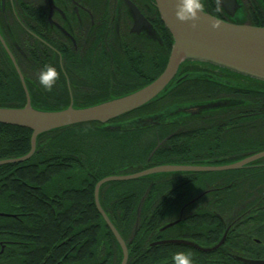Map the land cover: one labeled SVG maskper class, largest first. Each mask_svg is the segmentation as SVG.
<instances>
[{
    "label": "trees",
    "instance_id": "trees-1",
    "mask_svg": "<svg viewBox=\"0 0 264 264\" xmlns=\"http://www.w3.org/2000/svg\"><path fill=\"white\" fill-rule=\"evenodd\" d=\"M159 21L168 36L169 53L158 72L128 94L150 84L167 66L174 40L162 19ZM198 66L211 67L184 63L177 78L151 103L107 124L85 123L42 134L37 138L36 152L31 159L0 166V213L15 216L0 217V248L5 246L0 264H71L74 254L82 258L85 248L86 264H112L110 258L114 254L119 256L116 264H121L122 250L96 209V184L112 175L133 174L161 165H187L193 161V152L200 149L205 153L214 149L210 148L212 142L206 137L213 126L183 125L181 117L170 118L171 123L165 117L191 107L211 111L208 96L215 97L220 88L231 93L233 101L248 99L245 106L233 103V106L221 110L247 113L254 122L249 129L248 142H235L234 153L263 152L264 82L223 69L234 78V84L232 87L221 86L217 78L204 74ZM23 73L33 108L60 111L71 105L61 72V86L50 91L35 84L24 70ZM52 97L57 99L47 100ZM112 99L115 98L103 96L74 102V107H90ZM25 105L26 95L17 72L6 54L0 56V107L23 108ZM147 116L151 121L146 120ZM122 122L126 123L120 125ZM171 134L174 136L168 138ZM31 137L29 129L0 124V161L27 155L31 150ZM159 142L163 144L155 151ZM204 158L196 159L197 164H208ZM174 175L179 178L165 180ZM219 180L222 183L216 186ZM206 183L211 191L206 196L210 201L208 208L216 209L223 217H230L224 209L236 215L241 208H255L250 219L239 215L241 220L235 222L227 240L235 243H225L212 254H202L182 245L151 247L152 243H143L149 238L154 241L172 234L189 237L204 246L215 244L203 242L218 241L223 234L222 224L205 211L197 212L166 232H159L167 214L177 215L188 200L172 198L173 194L187 197L190 193L203 191ZM198 184L203 188H195ZM167 192L170 194L166 195ZM145 195L144 215L135 237V242L142 243L127 244L128 264H172L171 257L177 251L191 253L194 264H244L234 259V255L264 260V243H242L246 239L235 238L239 233H247L264 239V167L244 171L159 174L103 185L100 203L104 209H122L125 219L121 223L114 219L119 217L116 214L110 217L124 239L133 235L131 228L136 223L135 213ZM245 224L255 227L250 231L242 230L241 225ZM21 240L27 243L21 246ZM78 240L81 241L77 243ZM73 245L75 248L70 252ZM24 251L26 255L21 259ZM79 263L83 264L80 260Z\"/></svg>",
    "mask_w": 264,
    "mask_h": 264
},
{
    "label": "flooded vegetation",
    "instance_id": "flooded-vegetation-1",
    "mask_svg": "<svg viewBox=\"0 0 264 264\" xmlns=\"http://www.w3.org/2000/svg\"><path fill=\"white\" fill-rule=\"evenodd\" d=\"M130 1L139 9L150 27L135 28L134 16L125 0H51V2L50 0H0V33L15 58L23 77L24 70L29 78L35 81V84L38 83L39 71L45 65L51 64L56 66L58 71L62 73L71 103L95 100L103 96L118 98L127 95L132 88L150 80L158 72L169 53L168 36L162 30L159 21L161 17L155 0ZM235 1L238 7L233 15L225 11L219 5L218 0H202V4L204 5V12L223 21L264 28V0ZM5 54L10 59L0 42V56L4 57ZM198 67L203 70L204 74L217 78L221 86H233L234 78L225 73L223 69L213 66ZM24 80L26 83L25 77ZM59 80H61L60 77L52 90H57L61 86ZM208 97L211 111L174 112L167 115L169 119L165 117L166 120L181 117L183 118L180 119L183 125L213 126L206 137L212 142L210 148L214 149H209L205 153H201L200 149L193 152V161L186 166H226L258 154L234 153L233 145L235 142L236 144H244L249 140V129L254 124V122H251L249 114L221 110L233 106V103L237 106H245L248 104V99L236 98L233 101V95L225 91L224 88L216 91L215 97ZM55 99L57 98H47L48 101ZM148 118L150 116H147L146 120L151 121ZM169 122L173 123L172 120ZM125 123L122 122L120 125ZM171 136H174V134H171L168 138ZM163 142L158 144L162 145ZM152 154L154 155V153ZM151 155L149 161L153 157ZM203 156L205 157L204 161L208 164H197L196 159ZM261 167H264V158L254 161L242 169L230 171L252 170ZM177 178L179 176L174 175L168 176L165 180L169 181ZM221 183L222 181L219 180L215 184L218 186ZM205 185L203 191L190 193L187 197H179L178 194H173L174 197L172 198L188 200L182 204L177 215L167 214L165 224L159 228V232H166L197 212L205 211L216 217L222 224L223 234L218 241L203 242L215 244L204 246L200 244L201 242L189 237H175L172 234L154 241L149 238L143 243L153 244L169 240H184L196 243L203 248H210L219 243L225 234H227V238L224 244L235 243L233 240L227 242L235 222L241 220L240 216H249L247 219H250V213L254 212L255 208H241L237 212L235 211L236 215L231 210L224 209V213L229 212L230 214V217L225 218L222 214L217 213L216 209L208 208L210 201L206 196L211 194V191L209 184L206 183ZM165 194L168 195L170 192ZM145 199L146 195L135 213L136 223L131 228L133 231L132 237L127 239L122 237L126 244L142 243L141 241L135 242V237L140 229L141 217L144 215L143 204ZM103 210L111 222L110 216L114 214L119 216L118 219L114 217L117 222L121 223L125 219L122 209L103 208ZM175 222L177 223L173 224ZM170 224L173 225L169 226ZM185 227L191 228L189 225H185ZM241 227L242 230L250 231L255 226L245 224ZM115 228L117 229L116 226ZM235 238L237 240L246 239L242 243H256L258 245L264 243V239L247 233H239L235 235ZM80 241L78 240L77 243ZM26 243L25 240H21V246ZM116 243H118L117 240ZM152 244L151 247H153ZM74 248V245L71 246L70 252ZM4 250L5 246L1 245L0 255L3 254ZM195 250L202 254H212L218 249L213 252ZM24 253L25 251L21 252V259L25 257L26 254ZM85 253L86 248L83 249L82 258L74 254L71 264H80L79 260L86 264L84 263L87 258ZM233 257L238 260L237 258L240 256L234 255ZM118 258L119 256L114 254L110 258L113 259L112 264H116Z\"/></svg>",
    "mask_w": 264,
    "mask_h": 264
},
{
    "label": "water",
    "instance_id": "water-1",
    "mask_svg": "<svg viewBox=\"0 0 264 264\" xmlns=\"http://www.w3.org/2000/svg\"><path fill=\"white\" fill-rule=\"evenodd\" d=\"M125 1L134 16L135 28L150 27V24L139 9L130 0ZM155 2L160 17L174 40L165 70L150 84L135 92L90 107L75 108L74 104L71 103L67 109L60 111H43L33 108L24 77L0 33V42L19 75L26 95V105L23 108L0 107V124L26 128L32 131L30 152L20 158L1 160L0 166L19 164L31 159L36 152L37 138L42 134L85 123L107 124L151 103L164 93L168 86L177 78L184 63L207 64L264 82L263 27L229 23L204 12L197 22L198 26L193 28L191 23H184L176 18L175 12L178 0H155ZM218 3L231 15L234 14L238 7L235 0H218ZM214 22L220 25L219 29L212 27ZM199 110V107H191L185 109L184 112L196 113ZM160 145L158 144L155 150ZM262 158H264V151L241 162L226 166L162 165L135 174L112 175L99 181L94 190L95 204L122 250L123 258L121 264L128 263V247L101 207L99 195L103 185L110 182L131 181L168 173H207L239 170ZM0 217L15 216L0 213ZM226 238L227 234L223 236L219 243L210 248H203L196 243L184 240L162 241L153 243L152 246L182 245L193 247L202 252H213L224 245ZM237 259L244 264H264V260H252L242 257Z\"/></svg>",
    "mask_w": 264,
    "mask_h": 264
},
{
    "label": "clouds",
    "instance_id": "clouds-1",
    "mask_svg": "<svg viewBox=\"0 0 264 264\" xmlns=\"http://www.w3.org/2000/svg\"><path fill=\"white\" fill-rule=\"evenodd\" d=\"M201 14H204V5L202 0H178L176 6V18L184 23H191L193 28L198 26L197 22ZM214 29H219L217 22L212 24ZM60 77V72L56 66L51 64L45 65L38 74V83L45 90H52L54 84ZM172 264H194L191 253L177 251L171 257Z\"/></svg>",
    "mask_w": 264,
    "mask_h": 264
},
{
    "label": "rangeland",
    "instance_id": "rangeland-1",
    "mask_svg": "<svg viewBox=\"0 0 264 264\" xmlns=\"http://www.w3.org/2000/svg\"><path fill=\"white\" fill-rule=\"evenodd\" d=\"M127 184H130V183H127ZM195 188L201 189V188H203V186H202V184H198V185L195 186Z\"/></svg>",
    "mask_w": 264,
    "mask_h": 264
}]
</instances>
